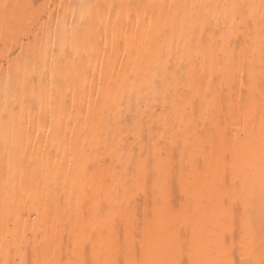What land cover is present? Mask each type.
Returning a JSON list of instances; mask_svg holds the SVG:
<instances>
[{
    "label": "bare ground",
    "instance_id": "6f19581e",
    "mask_svg": "<svg viewBox=\"0 0 264 264\" xmlns=\"http://www.w3.org/2000/svg\"><path fill=\"white\" fill-rule=\"evenodd\" d=\"M0 264H264V0H0Z\"/></svg>",
    "mask_w": 264,
    "mask_h": 264
},
{
    "label": "snow or ice",
    "instance_id": "6c2138e0",
    "mask_svg": "<svg viewBox=\"0 0 264 264\" xmlns=\"http://www.w3.org/2000/svg\"><path fill=\"white\" fill-rule=\"evenodd\" d=\"M5 7H7V6H5Z\"/></svg>",
    "mask_w": 264,
    "mask_h": 264
}]
</instances>
